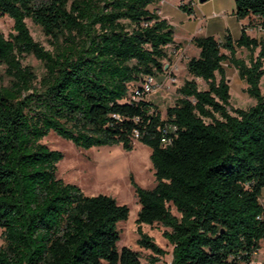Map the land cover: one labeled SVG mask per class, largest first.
<instances>
[{
    "label": "trees",
    "instance_id": "16d2710c",
    "mask_svg": "<svg viewBox=\"0 0 264 264\" xmlns=\"http://www.w3.org/2000/svg\"><path fill=\"white\" fill-rule=\"evenodd\" d=\"M162 1L0 0V15L13 21L12 33L0 32V264H141L138 252L117 249V224L128 219V207L57 178L63 155L42 143L50 132L87 150L132 151L135 140L150 148L156 184H133L137 244L151 252L150 263L165 251L142 225L167 229L170 264H250L258 252L264 38L248 35V25L237 40L193 37L199 54L186 62L192 79L178 88L180 98L163 119L150 103L129 98L143 77L168 70L169 47L181 48L173 26L150 10ZM181 1L179 8L191 14L190 0ZM234 5L238 21L257 17L264 29V0ZM26 20L41 29L51 50L34 41ZM237 49L249 52L248 62L236 57ZM24 56L42 63L39 79L21 63ZM226 62L254 106L229 108Z\"/></svg>",
    "mask_w": 264,
    "mask_h": 264
},
{
    "label": "rangeland",
    "instance_id": "374dc122",
    "mask_svg": "<svg viewBox=\"0 0 264 264\" xmlns=\"http://www.w3.org/2000/svg\"><path fill=\"white\" fill-rule=\"evenodd\" d=\"M194 3H199V0H194ZM202 4L204 5L203 13L197 15L198 19L192 17L191 20H188L187 13L179 8V0H165L164 4L159 6L162 14L174 25V39L181 42L180 50L174 47L168 48V59L163 62L168 70L163 75L155 77L156 88L145 100L160 113L163 119L167 108L173 107L180 98L178 88L184 81L192 79L187 73L186 62L190 58L197 57L199 51L189 42V36L199 27L203 30L201 34L211 35L219 41H223L226 34H230L233 40L240 38L242 26L233 15L234 0H207ZM262 22L263 20L257 17H250L247 20L253 37L264 38V32L259 30ZM26 24L34 41L40 43L46 50H51L41 29L30 20H26ZM0 32L5 37L13 32V21L6 16L0 15ZM222 52L226 53L224 50ZM258 53L259 49L254 52L253 57H256ZM236 57L248 62L249 52L245 49H237ZM21 63L24 66H30L38 79L44 73L42 63L33 56H24ZM223 68L230 86L229 108L247 109L254 106L255 99L246 94V83L239 79L234 67L226 62ZM3 74L4 67L0 65V76ZM216 79H219L218 75ZM195 81L200 90L207 89V85L202 80L195 79ZM260 90L264 96V76L260 81ZM42 143L50 150L59 151L63 155V159L57 164V178L78 186L87 196L108 195L113 197L119 205L128 207V219L117 224L120 236L117 249L127 247L136 251L140 255L141 264H150L151 252L140 248L137 244L136 220L140 206L133 186L135 184L143 189H151L156 184L150 161V148L135 140L132 151H125L119 145L87 150L76 147L53 132H50ZM171 211L176 214L173 207ZM141 228L158 247L165 251L164 256L160 257L156 264H170L172 247L162 236L167 229L159 224L142 225ZM1 243L0 228V245ZM250 264H264V240L260 242V248L252 256Z\"/></svg>",
    "mask_w": 264,
    "mask_h": 264
},
{
    "label": "crops",
    "instance_id": "0c3cea01",
    "mask_svg": "<svg viewBox=\"0 0 264 264\" xmlns=\"http://www.w3.org/2000/svg\"><path fill=\"white\" fill-rule=\"evenodd\" d=\"M164 2H165V0H163L161 3H159V4H157V5H155V6H151L150 7V10H152L151 8H153V9H155L156 10V12L160 15V17L161 18H163V19H166L172 26H173V28H174V25L172 24V22L169 20V18H167L166 16H164L163 14H162V12L159 10V6H160V4H164ZM182 1L181 0H179V4L181 3ZM187 2H188V0H185V1H183V3H185V4H187ZM203 7H204V5L203 4H200V3H194V0H190V6H189V9H191L192 10V13L191 14H187V19L188 20H191V18L193 17V18H196V19H198V14L199 13H203ZM213 16H215V15H213ZM240 24H241V26H243V25H247V19H245V20H242V21H240ZM188 28V27H187ZM202 29L201 28H197L194 32H193V34H191V36H189V38H188V40H189V42L191 43V40H192V38L193 37H195V36H211V35H203V34H201L202 33ZM251 30L249 29V27L246 29V33L248 34V35H250L251 37H253L252 35H251V32H250ZM175 33V32H174ZM174 41L177 43V44H179V43H181V42H178V41H176L175 39H174ZM181 49V48H180ZM199 51V50H198ZM198 54H199V52H198ZM237 72V71H236ZM238 75V74H237ZM259 201H260V203H261V205H263L264 206V188L262 189V191H261V196H260V198H259Z\"/></svg>",
    "mask_w": 264,
    "mask_h": 264
},
{
    "label": "built area",
    "instance_id": "2783aa9c",
    "mask_svg": "<svg viewBox=\"0 0 264 264\" xmlns=\"http://www.w3.org/2000/svg\"><path fill=\"white\" fill-rule=\"evenodd\" d=\"M259 30L264 32L262 27H259ZM180 50V49H179ZM156 88V79L152 75H147L139 82V84L132 89L130 92L129 98L131 102L145 101L148 96L153 94ZM165 144H168L169 141L163 140ZM156 264V263H150Z\"/></svg>",
    "mask_w": 264,
    "mask_h": 264
},
{
    "label": "water",
    "instance_id": "95a60500",
    "mask_svg": "<svg viewBox=\"0 0 264 264\" xmlns=\"http://www.w3.org/2000/svg\"><path fill=\"white\" fill-rule=\"evenodd\" d=\"M207 0H199V3H205Z\"/></svg>",
    "mask_w": 264,
    "mask_h": 264
}]
</instances>
